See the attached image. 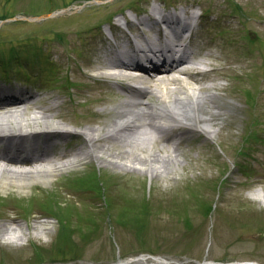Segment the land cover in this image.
Segmentation results:
<instances>
[{
    "label": "rangeland",
    "instance_id": "1",
    "mask_svg": "<svg viewBox=\"0 0 264 264\" xmlns=\"http://www.w3.org/2000/svg\"><path fill=\"white\" fill-rule=\"evenodd\" d=\"M175 1L209 16L198 42L206 57L216 56L205 62L217 72L196 78L217 97L212 128L218 132L209 135L195 123L200 131L184 134V150L160 151L157 163L118 159L114 166L82 155L47 183L0 189V224H7L0 229V264H157L141 259L150 256L180 264H264V0ZM148 3L161 6L159 0H0V64L16 47L10 73L31 83L28 95L57 103L72 130L101 111L111 121L110 107L126 97L110 84L112 94L100 101L80 75L89 71L82 61L97 60V30L108 28L101 23ZM219 81L222 88H214ZM216 110L206 105L203 113ZM73 138L67 147L80 144Z\"/></svg>",
    "mask_w": 264,
    "mask_h": 264
},
{
    "label": "bare ground",
    "instance_id": "2",
    "mask_svg": "<svg viewBox=\"0 0 264 264\" xmlns=\"http://www.w3.org/2000/svg\"><path fill=\"white\" fill-rule=\"evenodd\" d=\"M156 9L153 7L146 17L138 18V22L147 26L149 22L153 21V13ZM168 19L171 20V17ZM121 54H124L123 49ZM197 54L200 57L205 56L204 50H198ZM207 56L216 58L212 52ZM189 62V56H184L166 68L148 71L139 65L134 67V70L139 73L130 74L125 72L124 68L116 65L114 61L100 59L93 61L89 57L85 58L82 64L88 67L89 71H81L80 75L85 79L87 85H91L90 91L98 94L99 98L101 97L100 101L105 93L112 94L110 84L121 88L127 96L124 100L114 103L113 108L110 107L116 116L109 121V116H105L108 113L101 111L94 114V118L92 117L88 122H74L77 127L83 128L75 136L76 141H80V144L73 143L69 147H57L56 149L51 147L52 151L31 153L28 157L20 159L18 163L5 160L3 156L6 151L0 152V189H7L11 186L21 189L35 182L47 183L62 169L76 165L77 158L80 159L82 155H87L100 164L107 162L117 166V160L123 159L122 164L131 163L134 166H141L145 163H157L160 151H168V154L182 152L184 150L182 145L184 134L194 131L191 128H184L181 131L173 130L171 135L165 134L156 122L163 112L169 114V118L172 120L180 118L194 121V123L201 124L209 135L216 134L218 129H213L212 123L214 116L219 114L221 109L217 97L208 89L209 87L200 84L196 73L187 71V66L184 64ZM216 72L217 69H213V71H206L203 75L205 78H211ZM127 79L140 82L144 87L137 89L128 83ZM191 82H194L196 87L191 86ZM170 84L172 87H168ZM2 91L5 92L4 89ZM36 97V95L20 94L8 101L0 99V140H6L1 141L5 143L14 141L18 144L20 141L15 138L20 139L24 136L21 131L26 129H41V132L47 130L45 134H52L48 129L56 127L64 130L68 124H72L66 114L57 109L55 103H49L45 98L37 99ZM152 97L161 100V102L156 104L150 101ZM206 105H211L218 110L205 115L203 111ZM27 113H31L30 118L25 117ZM95 124H98V127ZM53 133L58 136L56 138L72 135L67 130L53 131ZM40 134H42L40 131L34 133L35 137L32 143H37L40 137H44ZM197 134V138H200L201 135ZM161 142H164L165 146H160ZM191 147L195 148L194 145ZM100 153L105 154L107 158H103L99 155ZM259 194L263 195L261 192ZM0 229L6 230L7 224H0ZM145 259L157 264H180L159 257L142 258V260ZM196 264L259 263L203 261Z\"/></svg>",
    "mask_w": 264,
    "mask_h": 264
},
{
    "label": "clouds",
    "instance_id": "3",
    "mask_svg": "<svg viewBox=\"0 0 264 264\" xmlns=\"http://www.w3.org/2000/svg\"><path fill=\"white\" fill-rule=\"evenodd\" d=\"M254 198H257V199H259V197H254Z\"/></svg>",
    "mask_w": 264,
    "mask_h": 264
}]
</instances>
